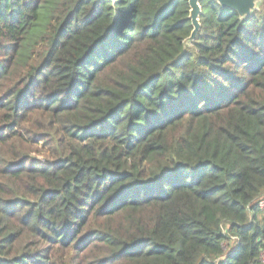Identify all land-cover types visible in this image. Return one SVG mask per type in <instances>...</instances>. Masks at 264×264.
<instances>
[{
  "label": "trees",
  "instance_id": "1",
  "mask_svg": "<svg viewBox=\"0 0 264 264\" xmlns=\"http://www.w3.org/2000/svg\"><path fill=\"white\" fill-rule=\"evenodd\" d=\"M0 0V264H264V0Z\"/></svg>",
  "mask_w": 264,
  "mask_h": 264
},
{
  "label": "water",
  "instance_id": "2",
  "mask_svg": "<svg viewBox=\"0 0 264 264\" xmlns=\"http://www.w3.org/2000/svg\"><path fill=\"white\" fill-rule=\"evenodd\" d=\"M222 8L235 11L240 18H247L256 10L261 0H214ZM189 20L191 21L192 31L184 41L185 44L193 42L200 29L199 16L201 14L200 0H188Z\"/></svg>",
  "mask_w": 264,
  "mask_h": 264
},
{
  "label": "built area",
  "instance_id": "3",
  "mask_svg": "<svg viewBox=\"0 0 264 264\" xmlns=\"http://www.w3.org/2000/svg\"><path fill=\"white\" fill-rule=\"evenodd\" d=\"M258 206L263 209L264 208V199H261L258 201ZM260 260L263 262L264 261V248L261 252V255H260Z\"/></svg>",
  "mask_w": 264,
  "mask_h": 264
},
{
  "label": "rangeland",
  "instance_id": "4",
  "mask_svg": "<svg viewBox=\"0 0 264 264\" xmlns=\"http://www.w3.org/2000/svg\"><path fill=\"white\" fill-rule=\"evenodd\" d=\"M262 263H264V261Z\"/></svg>",
  "mask_w": 264,
  "mask_h": 264
}]
</instances>
